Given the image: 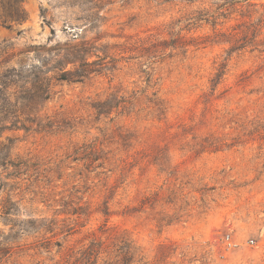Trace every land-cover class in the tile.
Segmentation results:
<instances>
[{
	"label": "rangeland",
	"instance_id": "374dc122",
	"mask_svg": "<svg viewBox=\"0 0 264 264\" xmlns=\"http://www.w3.org/2000/svg\"><path fill=\"white\" fill-rule=\"evenodd\" d=\"M0 79V264H264V0H0Z\"/></svg>",
	"mask_w": 264,
	"mask_h": 264
},
{
	"label": "trees",
	"instance_id": "16d2710c",
	"mask_svg": "<svg viewBox=\"0 0 264 264\" xmlns=\"http://www.w3.org/2000/svg\"><path fill=\"white\" fill-rule=\"evenodd\" d=\"M22 12H23V9H21L19 7H16L14 9L9 8L8 9V16L12 19L19 20L20 18L23 17ZM94 63H95V61H88V59L85 57L80 66L88 67V66L93 65ZM83 70H85V69H83ZM77 72H78L77 70H74V71L64 70L58 74V79H61V80L70 79V76L75 77V75L78 74ZM14 75H15V77L18 76L15 68H12V69L8 70L5 74H3L2 77L3 78H10L11 76H14ZM48 80L49 79L47 77L41 76V74H35L34 73L33 79L30 81H27V83H29V84L27 86L21 87V89L19 90V93L17 95V99H20L21 101L17 100L14 105L17 106L18 103H20L21 105H20V108L18 107L17 110H14L13 112H11V115L13 117H15L16 115H13V114L18 110L21 112V114H25V113L26 114H33L32 113L33 109H35L41 102H43L44 100H46L49 97L50 85H49ZM5 86H6V82L3 81L2 79H0V93H1V90ZM23 107H25L27 109V111H25L23 109ZM8 113H10V112H8ZM36 114H37V112H36ZM25 120L30 121V118L27 117V118H25ZM9 152H10V150L7 148L6 145L2 144L0 146V164L4 165L3 160H5L9 156ZM10 163L13 166H17L16 164H14L12 162H10ZM9 209L5 208V210H9ZM5 213H8V212L6 211ZM121 242H123V241H121ZM122 247H126V250L122 251L121 250ZM122 247L119 248V250H120L119 254H121V256L119 259H117L115 264H129L131 262V259L133 258L134 253L132 251V247L129 246L128 244H126L125 242L123 243ZM102 253H103V251H101L100 247L98 248L97 246H95V243H91L89 246H87L84 249L83 254L80 257L79 262H80V264H96L98 256Z\"/></svg>",
	"mask_w": 264,
	"mask_h": 264
}]
</instances>
